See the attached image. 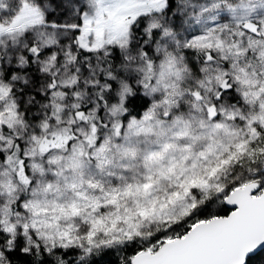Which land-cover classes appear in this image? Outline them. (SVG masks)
<instances>
[{"label":"snow or ice","instance_id":"6c2138e0","mask_svg":"<svg viewBox=\"0 0 264 264\" xmlns=\"http://www.w3.org/2000/svg\"><path fill=\"white\" fill-rule=\"evenodd\" d=\"M0 264H264V0H0Z\"/></svg>","mask_w":264,"mask_h":264}]
</instances>
